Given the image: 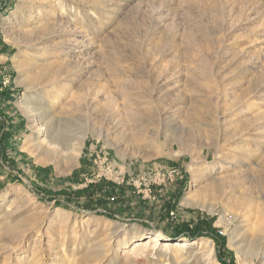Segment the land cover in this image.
Wrapping results in <instances>:
<instances>
[{"label": "rangeland", "instance_id": "obj_1", "mask_svg": "<svg viewBox=\"0 0 264 264\" xmlns=\"http://www.w3.org/2000/svg\"><path fill=\"white\" fill-rule=\"evenodd\" d=\"M0 86V264H163L130 257L153 235L223 264L177 235L208 226L248 264L231 233L264 235V0H0ZM30 103L85 136L73 167L39 162Z\"/></svg>", "mask_w": 264, "mask_h": 264}, {"label": "bare ground", "instance_id": "obj_2", "mask_svg": "<svg viewBox=\"0 0 264 264\" xmlns=\"http://www.w3.org/2000/svg\"><path fill=\"white\" fill-rule=\"evenodd\" d=\"M37 111L38 110L37 108H35V104L33 103H30L25 108L26 115L28 116L30 121L33 123L32 129L34 133H36V136L33 140L35 146L39 147L40 149L41 148L45 149L48 152L44 157L40 158L39 162L48 163L49 161L52 160L51 154L53 155L57 153L61 155L62 151H64L67 153L65 157L68 159L69 167H73L82 152L85 136L83 137L79 136V137H76L75 139H72L68 136H65L62 133H59L58 130L55 129L56 126L54 124V120L48 119V116H45V114L38 115ZM174 121L176 120H173V122ZM73 141H76V142L72 143ZM189 197L185 198V203L189 204L191 202V196ZM235 219L238 220L239 217L236 216L234 217V220ZM256 226H259V223L256 224ZM245 227L246 226L242 224V220L239 221L238 231L234 230L231 233V246L235 248L238 256L243 258V260L247 262L248 264H252V263L264 264V251L260 252V249L258 251V247H261L262 250L264 249V235L260 233L261 230L263 231V228L261 230L258 228L260 231L257 228L255 229L252 228L255 231L254 232L252 231L253 233L250 232L252 234L248 235L249 231L245 230ZM261 227H264V226H261ZM135 238L138 240H142V235L135 236ZM160 239H161L160 235L150 236V238L148 239L145 245H138V247H135L134 249L131 250L132 252H130V257L131 256L135 257L137 254L138 256L144 254L146 258L153 257L154 255L159 257V255H161V258L164 260L163 264H165V262L168 263L172 259L171 254H170L171 248L179 247L182 250V252L185 253L184 256H186L184 261L181 264H199L200 263L201 261L200 257H197V255L194 253L193 250H189L192 243L188 241L166 243L165 248L162 250H159L158 243ZM253 244H256V245H253ZM256 260H258V262H256Z\"/></svg>", "mask_w": 264, "mask_h": 264}, {"label": "trees", "instance_id": "obj_3", "mask_svg": "<svg viewBox=\"0 0 264 264\" xmlns=\"http://www.w3.org/2000/svg\"><path fill=\"white\" fill-rule=\"evenodd\" d=\"M1 87V86H0ZM16 94L10 90H4L2 93H1V97L3 98L4 102H10V101H13L14 99V96ZM16 132H12L11 134H8L6 132H4L2 135H1V139H0V149H1V152L3 155L6 154L7 150L9 148H11L12 150H17L18 148L16 146L13 145V137H14V134ZM112 186L110 187H106V186H103L101 185L99 188L102 189V190H105L107 192L111 191V194H112V191L115 190V187L113 184H111ZM91 187V186H90ZM89 187L86 188V192H89L90 190H88ZM86 192H83V193H86ZM81 193V194H83ZM96 193V190L95 192ZM186 232V233H184ZM188 235L190 238H198V237H201V236H207V237H212L213 239H215L217 242H218V245H219V251H220V260L223 264H234L233 261H230L228 262L226 259H224V254H228V255H231V252H228L226 250V242H225V239L224 237L222 236H219L218 234L214 233L213 231H211V226H208V229L206 231H201V230H197L195 231V233H193V231L191 230H185L182 232H179L177 233V235Z\"/></svg>", "mask_w": 264, "mask_h": 264}]
</instances>
